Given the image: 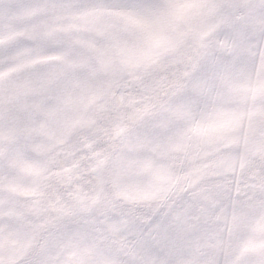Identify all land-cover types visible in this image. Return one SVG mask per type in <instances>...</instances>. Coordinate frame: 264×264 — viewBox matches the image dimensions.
Returning <instances> with one entry per match:
<instances>
[{
  "label": "clouds",
  "instance_id": "clouds-1",
  "mask_svg": "<svg viewBox=\"0 0 264 264\" xmlns=\"http://www.w3.org/2000/svg\"><path fill=\"white\" fill-rule=\"evenodd\" d=\"M0 264H264V0H0Z\"/></svg>",
  "mask_w": 264,
  "mask_h": 264
}]
</instances>
